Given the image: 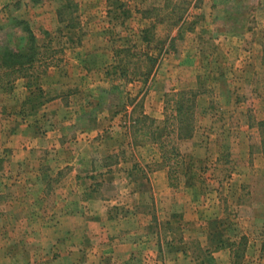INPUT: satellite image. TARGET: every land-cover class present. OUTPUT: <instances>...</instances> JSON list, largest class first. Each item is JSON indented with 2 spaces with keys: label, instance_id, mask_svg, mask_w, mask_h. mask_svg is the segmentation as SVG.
Wrapping results in <instances>:
<instances>
[{
  "label": "rangeland",
  "instance_id": "obj_1",
  "mask_svg": "<svg viewBox=\"0 0 264 264\" xmlns=\"http://www.w3.org/2000/svg\"><path fill=\"white\" fill-rule=\"evenodd\" d=\"M72 1L76 10L71 27L58 22L59 0H11L0 6V43L23 47L26 32L12 17L24 19L48 55V66L62 67L51 76H38L42 91L48 92L42 98L62 91L63 102L73 100L62 113L76 116L75 123L63 128L68 147L76 125L85 126L92 130V163L120 161L95 177H105L98 179L92 194L112 199L109 213L125 216L126 180L168 168L161 197L139 199L140 204L147 202L146 210H154L147 229L120 234L140 241L130 247L108 243L101 260H86V253L99 250L102 237L90 231L76 264H264V154L259 151L264 137V0L192 1L174 25L166 9H153H160L164 0ZM193 47L195 56L189 53ZM147 54L156 58L154 66ZM149 67V75L143 76ZM55 78L63 83L48 86ZM91 78L98 85H87ZM21 82L16 80L11 90L0 86V108L23 113L29 107L25 102L31 95ZM186 89L197 92L195 135L165 146L145 135L147 121L141 115L155 118L162 127L161 119L174 105L167 98L176 99L175 93ZM171 145L177 150L166 160L163 151L169 154ZM111 146L112 155L105 157ZM51 174L57 176L55 170ZM50 201L52 207L55 198ZM42 202H36L39 209ZM26 203L29 207V198L7 212L9 225L0 230L6 238L0 244V264H59L65 242H51L39 227L49 215L56 220L58 211L38 210L33 226H19L30 213ZM117 221V227L129 224ZM128 252L135 256L122 257Z\"/></svg>",
  "mask_w": 264,
  "mask_h": 264
},
{
  "label": "crops",
  "instance_id": "obj_2",
  "mask_svg": "<svg viewBox=\"0 0 264 264\" xmlns=\"http://www.w3.org/2000/svg\"><path fill=\"white\" fill-rule=\"evenodd\" d=\"M10 1L0 0V6L7 5ZM31 2L32 4L36 3L32 0ZM222 19L221 16L218 17L217 22L221 23ZM58 22L64 23L59 20ZM225 34L227 35V33ZM189 53L195 56L197 48L193 47ZM188 60L190 61V59ZM81 66H79V70H81ZM60 69L62 67H59L58 64L48 66L45 73L51 76L50 74L53 71L56 72ZM86 80H89L87 85L91 87L98 85L95 79ZM54 81L53 83L49 82L48 86L58 87L63 83V80L58 78L57 80L55 78ZM44 93L48 95L47 91H44ZM51 95L35 113L26 114L18 111H7L6 107L0 108V230L9 225L6 217L8 210H12V204L15 205V202L29 198V207L26 203L25 208L30 213L27 214L24 222L19 221L18 225L33 226V221L37 218L35 212L38 210L58 211L56 220H49V215L42 219L39 227L43 228V234H47L49 238L51 236V242H65L58 257L59 264H76L77 261L82 259V256H80L81 245L86 240L85 236H89L90 231L102 237L98 241L100 244L98 245L99 250L96 251L95 249L93 253H89L90 255L86 253L84 257L86 260L98 261L102 259L103 248L108 243L113 245V242L117 241L123 247H130L131 244L135 245V242L140 241L135 238L130 239L129 236L124 239L120 234L130 232L132 229V231L147 229V225L151 223V218L153 219L154 214H152V211L154 210H146L147 202L144 201L143 204H140L139 199L143 196L150 200L154 198L157 201L161 197L167 186L168 168L160 166L150 171L147 176L136 178L131 182L126 180L127 190H129L127 191L129 194L127 197H129L123 204L125 211H127L125 216L120 219L115 214L109 213L111 210L110 205H112L110 203H113L112 199L108 200V198H103L102 195L92 194L95 192L98 179H105V177H95L98 172L104 176L105 172L109 171L108 167L119 166L120 161L98 164L94 160L93 164L91 153L95 152V147H93L94 144L92 145L90 139L92 130L85 126L76 125L78 129L75 130L73 145L68 147L67 140L63 136V128L75 123L76 119L74 118L76 116L74 114V117H71V114L66 113L65 115L62 113L69 110V105L73 100L67 99L66 102H63L65 96L62 91ZM82 101L91 103L88 99ZM86 106H82L83 111L88 110ZM59 114H62V116H59ZM82 115L85 116L86 113H82ZM82 115L80 114V117ZM44 117L51 123L44 124ZM195 133L196 131H193V134L185 139L192 138ZM126 147H129L128 142H126ZM111 151H113L112 146L104 154L105 157L112 155ZM259 151L264 154L261 147ZM39 152H41L40 157H38ZM64 152L68 153V156ZM51 155L54 158H51ZM52 170L57 173L55 178H50ZM51 181L53 186L46 191V186L52 184ZM133 183L134 186L130 188L129 184L132 185ZM146 185L148 188L145 187ZM52 197L55 198V202L51 207L49 204ZM40 200L45 203V207L44 203H41V209L36 205V202ZM47 200H49V203ZM117 219L123 223L129 222L125 226L123 224L118 225L119 229L122 228L121 232L116 226ZM1 232L0 244L2 246L6 238L1 235ZM147 233L151 232L148 231ZM155 236L158 243L161 239L158 238L157 233ZM22 239L16 241L20 242ZM171 250L176 249H172L171 245ZM174 252L176 255L179 253L178 251ZM81 255L83 254L81 253ZM86 255H89V257ZM133 256H135V253L128 252L122 257L128 259L133 258ZM30 257L33 258V255ZM84 257L83 260H85Z\"/></svg>",
  "mask_w": 264,
  "mask_h": 264
},
{
  "label": "trees",
  "instance_id": "obj_3",
  "mask_svg": "<svg viewBox=\"0 0 264 264\" xmlns=\"http://www.w3.org/2000/svg\"><path fill=\"white\" fill-rule=\"evenodd\" d=\"M32 1L37 2L38 0ZM192 1H194L195 5L197 0H164V5L160 7V9H153H158L160 11L166 9L165 11L172 16L171 22L174 25L185 16L188 5ZM59 3L56 10L58 20L64 22L68 27L73 26L70 20L72 18V13L76 10V3L72 0H59ZM146 10L149 11L148 9ZM66 15H68V17H66ZM156 17L158 19V16L155 14V19ZM12 18L15 24H23L22 28L26 32L27 43L20 48L5 42L0 43V86L3 90L7 88L11 90L16 80L23 79L22 84L31 95L25 102L27 104L29 103V107H25L26 109L23 108V113L28 114L33 113V111L45 101V98H42L44 91H42L39 84L38 76L46 71V67L49 64L47 61L48 55L46 52L42 51L41 46L36 42V37L27 21L20 18ZM120 50L126 51L128 48H122ZM150 56L151 55H149V57ZM150 60L153 62L154 66L156 58L151 56ZM152 67L146 69L143 72V76H148ZM196 94L197 92L193 89H186L177 91L175 93V95H178L176 99L167 98V102L172 101L174 105L171 109L169 107V111L165 113L164 117L161 119L160 123H162V127L159 126V121L157 122L155 118L147 114H142L141 119L143 122L147 121L144 134L161 142L160 144L163 146L171 143L175 139L190 137L194 131L193 115ZM38 96L43 100H35ZM139 120L140 119H137V122ZM159 127L161 129H159ZM176 148V146L171 145L169 150H167L169 154L163 151L166 160L169 158L170 154L176 152ZM261 151L264 152V137L261 138Z\"/></svg>",
  "mask_w": 264,
  "mask_h": 264
}]
</instances>
